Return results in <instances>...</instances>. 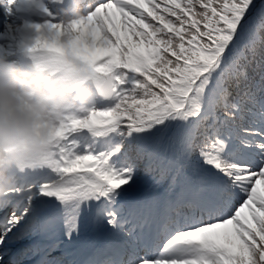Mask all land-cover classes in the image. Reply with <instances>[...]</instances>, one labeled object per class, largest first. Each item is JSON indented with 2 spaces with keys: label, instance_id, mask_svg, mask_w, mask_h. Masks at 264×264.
<instances>
[{
  "label": "snow or ice",
  "instance_id": "obj_1",
  "mask_svg": "<svg viewBox=\"0 0 264 264\" xmlns=\"http://www.w3.org/2000/svg\"><path fill=\"white\" fill-rule=\"evenodd\" d=\"M91 3L95 89L0 198V264H264V0Z\"/></svg>",
  "mask_w": 264,
  "mask_h": 264
},
{
  "label": "clouds",
  "instance_id": "obj_2",
  "mask_svg": "<svg viewBox=\"0 0 264 264\" xmlns=\"http://www.w3.org/2000/svg\"><path fill=\"white\" fill-rule=\"evenodd\" d=\"M94 12L90 0H59L53 18L20 41L29 63L0 57V198L46 154L64 120L87 107L98 71L83 54L96 43Z\"/></svg>",
  "mask_w": 264,
  "mask_h": 264
},
{
  "label": "rangeland",
  "instance_id": "obj_3",
  "mask_svg": "<svg viewBox=\"0 0 264 264\" xmlns=\"http://www.w3.org/2000/svg\"><path fill=\"white\" fill-rule=\"evenodd\" d=\"M15 2V0H11V3H8V0H3V2H0V8H3L4 4H6V10L8 11V14L10 16V18L13 15L12 12V4ZM23 20H21L20 23H16V22H9L8 24V29L9 31H6L5 33L0 32V42H2L0 44V56L1 55H5V54H12L15 51V41H16V35H12V32L17 31V28L19 30V26H21ZM33 25H31V29L34 32V28L32 27ZM12 37V41L10 44H8V39ZM7 39V40H5ZM3 43H5L6 45L4 46ZM3 45V46H2Z\"/></svg>",
  "mask_w": 264,
  "mask_h": 264
},
{
  "label": "bare ground",
  "instance_id": "obj_4",
  "mask_svg": "<svg viewBox=\"0 0 264 264\" xmlns=\"http://www.w3.org/2000/svg\"><path fill=\"white\" fill-rule=\"evenodd\" d=\"M27 3H28V1L26 2V4ZM24 5L25 4H22V6H21L22 9H24ZM10 21H12V19H10L8 11L6 10V4H4L3 8H0V31H2V32L9 31L8 24H9ZM14 33L15 32H13L12 35ZM29 33H30V31L28 29H25L24 31L18 33L19 37H20V40H23L26 37H28ZM10 42H11V40H10Z\"/></svg>",
  "mask_w": 264,
  "mask_h": 264
}]
</instances>
